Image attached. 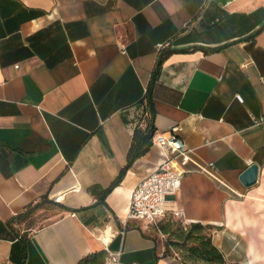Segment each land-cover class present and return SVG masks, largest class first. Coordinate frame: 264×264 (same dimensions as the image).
I'll use <instances>...</instances> for the list:
<instances>
[{
    "label": "crops",
    "instance_id": "0c3cea01",
    "mask_svg": "<svg viewBox=\"0 0 264 264\" xmlns=\"http://www.w3.org/2000/svg\"><path fill=\"white\" fill-rule=\"evenodd\" d=\"M184 49L155 71L159 53ZM153 75L155 133L216 170L217 180L187 165L182 220L214 228L225 264L260 262L232 193L251 188L239 181L251 164L255 185L264 180V0H0V264L21 260L18 232L25 264H78L106 249L124 264H176L150 227L123 224L132 189L163 159L157 145L99 200L127 162L135 124L121 113ZM43 196L53 202L35 215L43 223L9 227Z\"/></svg>",
    "mask_w": 264,
    "mask_h": 264
},
{
    "label": "trees",
    "instance_id": "16d2710c",
    "mask_svg": "<svg viewBox=\"0 0 264 264\" xmlns=\"http://www.w3.org/2000/svg\"><path fill=\"white\" fill-rule=\"evenodd\" d=\"M191 50H203L211 52L216 51L217 49L205 50L202 47L195 46L191 48ZM179 51L188 52L190 49L174 51L168 50L166 52L159 53L155 65V71H158L167 55ZM155 77L156 75L152 76L143 98L136 102L131 108L121 113L125 123L128 124L130 122L135 124L132 132L131 145L127 153V162L111 185L108 188L99 191V194H101L99 200L105 197L106 194L120 182L133 162L145 155L153 145L152 139L155 134V128L153 125L154 106L152 98V83L154 82ZM130 114H132V117L129 121L128 115ZM95 189L97 190L98 187L93 186L90 188V191L95 193ZM44 204L53 205V202L47 200L46 196H43L39 202L26 206L22 213L12 217L7 222V224L11 228H13L14 224H24L25 229L34 228L36 223L39 222V217L37 218L35 215ZM173 217V214H167L162 217L158 222V229L163 234L168 235L170 238H174L170 245H166L167 247L172 245L186 252V254L183 255L185 259H183L184 264H225L222 254L212 242V233L214 230L212 226L203 225L201 223H187L183 226L178 219L174 220ZM17 235H19L20 241L23 245L21 260L17 264H25L27 258V234L26 232H22L21 234L18 232ZM148 236H150L155 241L157 247H162L158 238L156 237V234L149 233ZM166 246L162 247L163 256L170 255V252ZM103 259L104 251H98L82 258L78 264H104Z\"/></svg>",
    "mask_w": 264,
    "mask_h": 264
},
{
    "label": "built area",
    "instance_id": "2783aa9c",
    "mask_svg": "<svg viewBox=\"0 0 264 264\" xmlns=\"http://www.w3.org/2000/svg\"><path fill=\"white\" fill-rule=\"evenodd\" d=\"M153 144L161 149L162 161L157 168L140 180L132 189L128 213L123 221L124 229L128 221H141L146 228L158 229L159 220L167 214L183 217L176 203V194L181 185V179L185 173L190 172L187 168L189 163L211 178L217 180L214 164L209 162L201 164L191 158V150L175 134L155 133ZM124 229L120 232L123 234ZM160 232V231H159ZM171 258L176 264H184L178 250L169 246ZM104 264H124L121 262L120 253L108 249L105 251Z\"/></svg>",
    "mask_w": 264,
    "mask_h": 264
},
{
    "label": "rangeland",
    "instance_id": "374dc122",
    "mask_svg": "<svg viewBox=\"0 0 264 264\" xmlns=\"http://www.w3.org/2000/svg\"><path fill=\"white\" fill-rule=\"evenodd\" d=\"M259 189L264 191V180L260 184L255 185V187L249 188L246 192H239V194L232 193V197L240 202L245 214L251 221L246 228L241 231L244 232L245 236L250 239L249 242L255 241L253 243H256V248L260 251L262 250L263 257L258 264H264V192L260 193ZM173 218L174 220L178 219L183 226L187 224L181 217L174 216ZM41 223H43V220H39V222L36 223V226ZM150 233L156 234V237L162 247L170 245L171 241L174 240V238H170L168 235L163 234L161 231L159 232L155 228H151ZM172 247L175 250H178L182 259H184L183 255L186 254V252L180 248H176L175 246Z\"/></svg>",
    "mask_w": 264,
    "mask_h": 264
},
{
    "label": "water",
    "instance_id": "95a60500",
    "mask_svg": "<svg viewBox=\"0 0 264 264\" xmlns=\"http://www.w3.org/2000/svg\"><path fill=\"white\" fill-rule=\"evenodd\" d=\"M257 180H258V166L256 164L249 165L239 175L240 183L246 188L255 185L257 183Z\"/></svg>",
    "mask_w": 264,
    "mask_h": 264
}]
</instances>
